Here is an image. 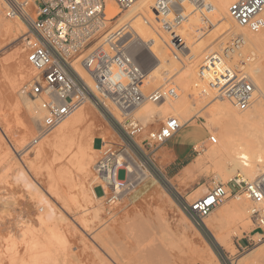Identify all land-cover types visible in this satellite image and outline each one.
<instances>
[{
	"label": "rangeland",
	"instance_id": "obj_1",
	"mask_svg": "<svg viewBox=\"0 0 264 264\" xmlns=\"http://www.w3.org/2000/svg\"><path fill=\"white\" fill-rule=\"evenodd\" d=\"M25 1L29 3L25 7L26 11L34 17V0H0V24L19 26V31L16 35L14 36L13 34L12 38L9 41L7 40L6 43L5 32L2 31L4 28L0 25V31L4 32V35L0 32V264H115L116 262L110 258L112 256L120 258L121 264H235L238 258L246 256L253 248L263 244L264 241L261 243L256 242V238L254 239L251 234V225L244 221L232 222L227 227L218 222V213H220L222 208L226 207L230 202L237 201V196L234 197L233 194L204 221L205 224L213 225L215 227L214 231L219 230L218 232L222 233L225 238V246L218 245L208 229L204 228V231L195 229L199 233L196 237L198 248L201 251H207L205 252L206 254H199L190 250L187 244L184 245L185 240L179 234L177 224L181 215L185 216L181 209L184 201L192 203L197 198L195 196H198L200 192H207L217 182L226 184L232 179L220 178L219 174L214 170V161L209 159L204 160L200 171L190 175L182 174L187 165L203 156L204 151L212 147L213 144L210 143L209 137L218 139L220 129L214 126L211 127L206 115L205 117H192L172 140L152 153L145 141L147 132L158 129L166 118L145 123L140 122L145 129L143 134L135 141L137 146L131 143L130 154L140 168L149 171L147 172L150 178L135 184L134 187L132 186L133 188L131 187L130 191L112 209H108L104 205V194L99 187L102 182L97 178L93 167L99 158L98 150L100 149L101 141H103L104 145H114L116 148H121L122 144L109 127L106 119L90 103H86V107L87 109L89 108V117L93 124L91 125L92 130L88 131L89 133L86 132L85 137L80 138V133L78 134V132H83L82 129H84L80 127L82 129L79 128L80 130L77 133H73L75 135L74 138L71 135L70 141L63 142L65 145L67 143L65 148L63 144L62 146L57 144L54 129L35 147L29 146L36 134L38 122L33 120L19 97L22 86L35 74L31 68L29 69L25 61L27 53L25 42L28 37V30L20 17L9 18L6 15L8 7L12 3H23ZM193 1L190 0L189 2L187 0L185 6L192 11L196 10L194 12L196 14L198 12L197 9L200 10L199 6L202 5H196L197 1ZM206 1L211 6L213 5L212 0ZM154 4L155 1L153 6ZM187 4L193 5V7ZM178 6L183 5L178 4ZM114 8L116 15L113 16L109 13L108 15L114 18L111 22V27L115 30L124 25L118 20L120 17L126 16L129 9L127 11H119L115 5ZM176 10L177 12L181 11L179 8ZM187 13L189 12H186L185 15L188 18L189 14ZM194 13L193 15H195ZM208 14L210 15V12ZM153 15L156 16L157 13L154 11ZM205 15L207 16V14ZM197 16L199 17L198 27H194L197 30L193 31L194 37L191 36V41L188 40L187 42L181 34L183 33L184 35L185 33L184 30L186 29L184 27L188 26L186 25L188 19L180 25L179 33L187 44L184 42L186 46L182 52L175 55L176 58L170 51L168 35L163 34L158 24L155 25L154 29L160 31L155 32H159L163 39L165 36L167 37L164 39L165 43H163L166 48L165 51H167L166 55L169 58L171 57V60L175 59L174 62L176 64L173 67L174 70L173 68L170 69L172 74L167 78L165 77L168 81L163 87L174 85L179 89L177 77L182 74L183 67L189 63L193 62L194 66L198 63V66L194 68V72L198 73L200 70L201 72L207 70L209 67H204L207 61L203 57L207 53L206 58L208 60L213 59L212 57L216 55L223 56L224 54V56H227L224 51L228 50L226 47L231 42L229 38L223 42L224 44L221 43L219 49L199 53L197 54L198 57L194 56L195 53L193 50L191 52L190 46L196 45L198 42L202 43V41L209 42L210 36L214 32L212 25L206 26L202 23L204 21H202L199 13H197ZM155 32L153 31V33ZM239 32L237 31L230 38L232 36L235 37L236 34L240 35ZM166 39L168 40L166 41ZM246 42L249 46L247 39ZM21 49H25V51ZM15 53L20 55L18 60L19 64L21 63L20 65H22V69H20L25 70V73H32L25 79H21L17 75L18 71L13 67L14 61L11 57ZM249 54H254L256 59L253 68H251L261 69L264 64L262 62L264 56H260L258 50L253 46L247 52L242 53V55L238 54V56L236 55L237 57H229L228 63H239L236 67H239L238 65L243 66L246 62H244V59ZM165 66L170 68L168 65L163 64L162 68H157V72L161 70L160 72L163 73L164 71L162 70ZM209 76L207 75V81H209ZM146 86L145 82V91L147 93L153 91L149 90V88L147 89ZM203 86L208 88L207 84ZM198 91L193 92L194 98L199 97L197 100L194 99L195 102L193 100L191 103L195 104V106L206 103L204 95L198 94ZM179 92L180 90L178 94ZM200 96L203 97L200 98ZM212 98L213 95L206 100L208 101ZM196 103L198 104L196 105ZM151 104L154 105L153 103ZM250 108L251 106L245 112L249 111ZM248 128L244 127L242 130L248 131V134L253 131L254 133H250L253 139L259 137L261 140L263 139L262 132L261 135L259 130ZM258 131L259 134H257ZM94 140H98L99 143L97 142L93 147ZM76 144L77 146L82 144L88 151L90 162L85 172L78 170L76 157L68 164L64 160L66 156L71 157L77 154ZM199 144V148L196 149ZM95 148H98V150L96 151ZM63 152H66V155ZM62 154H64V158L60 159ZM19 172L25 175L32 186L35 187L33 189L37 193L30 188L25 189L26 187L21 185V183L16 181L17 184L14 181V177ZM125 177L126 172L124 170L117 172L118 180L122 181ZM246 181L251 180L247 179ZM227 187L231 188V184H228ZM20 193L22 198L19 197ZM41 197H45L47 203L41 201L43 200ZM245 199V196L244 198L241 197V200H244L249 207L250 203ZM7 212L9 213L7 214ZM49 212H52V217L50 218L47 217ZM187 221L193 227L188 219ZM206 245L209 250L206 249ZM212 245L216 247V251L212 248ZM245 260L247 264L251 262L253 264L255 261V264H264V252H255L247 256Z\"/></svg>",
	"mask_w": 264,
	"mask_h": 264
},
{
	"label": "built area",
	"instance_id": "obj_2",
	"mask_svg": "<svg viewBox=\"0 0 264 264\" xmlns=\"http://www.w3.org/2000/svg\"><path fill=\"white\" fill-rule=\"evenodd\" d=\"M136 1L114 0V3L119 11H127ZM184 1L156 0L154 4L155 22L168 35L174 57L186 46L179 27L187 17L176 10V5ZM195 1L199 2L196 5H202L197 10L203 23L210 26L202 12L208 14L211 4L206 0ZM27 4V1L12 3L6 15L20 17L27 27L25 61L35 74L22 86L21 93L37 102L38 110L45 114L44 119L37 121L36 134L29 146L35 147L79 107L90 103L106 119L122 144L121 148H116L101 141L99 158L94 164V171L102 182L99 187L104 194V205L112 209L122 199L129 177L138 183L142 181L140 174L127 167L131 160L130 145L136 144L145 129L135 110L144 102L157 104L174 99L179 89L171 85L149 93L145 91V71L130 55L129 40L124 42L126 26L112 29L114 18L109 17L105 0H34V17L26 11ZM263 10L264 0H234L228 6L227 15L239 30L257 34L264 30ZM230 41L226 48L231 52L244 44L241 35L232 36ZM255 60L254 54H249L243 66L226 70L229 74L224 79L229 81L214 94L227 100L240 113L254 101L256 86L251 67ZM76 64L91 82V87L74 70ZM184 125L175 117H169L158 129L147 132L145 141L150 152L172 140ZM209 141L216 143L214 137H209ZM119 170L126 172L122 181L117 178ZM232 194L237 198L246 197L250 203L251 234L256 236V242L264 241V173L251 181L236 176L226 184L217 182L192 203L184 201L181 209L197 230L204 231V221Z\"/></svg>",
	"mask_w": 264,
	"mask_h": 264
},
{
	"label": "bare ground",
	"instance_id": "obj_3",
	"mask_svg": "<svg viewBox=\"0 0 264 264\" xmlns=\"http://www.w3.org/2000/svg\"><path fill=\"white\" fill-rule=\"evenodd\" d=\"M154 1H156V0H137L129 8V11H127L128 14L126 16L120 17L118 20L124 24L123 26H126L125 27L126 32H125L124 42L129 40L128 41L129 45H131L130 50H129L130 55L132 56L134 61L139 66H141L143 68V70L146 73L145 77L147 75V77L145 78V79H147V81H145V82H146L147 86H149V87L146 86V88L147 89L149 88V90H153V91L162 88L165 85V83H167L168 79L166 80V78L170 74H172V72H170V69H172L176 65L174 62L175 59L171 60L172 58L170 57L171 58L170 59L169 56L166 55L167 51H165L166 48L163 45V43H165L164 39L167 38L168 36L166 37L164 35L165 38L163 39V37H161V35H159L160 31L154 29L155 25L157 24L155 22L156 16L153 15V12L155 11L153 9L154 8V6H153ZM212 1H213V5L211 6L212 10L210 11V15L207 14V16H206L203 12H202V15L206 19V21L209 20L208 24L210 23L209 25H212L214 32L210 36L211 39H209V42L202 41V43L201 42H198L197 44L195 43L196 45H194V44L191 46L188 45L191 48L190 49L191 52L193 50V52L195 53L194 56L198 57L197 54H199V53H203L205 51L210 52V50L212 51V50L217 49V48L219 49V47H221L220 46L221 43L225 42V40L227 38L230 39V36L237 33V31H240L241 33L239 32V34L243 35L242 37L244 38V44L239 49L233 50L232 52L228 50L226 52V53H228L227 56L226 55L225 56L224 55L223 56L222 55H218V56L212 55L213 59L208 60V58H206V55H208V53L207 54L205 53L206 55H203V57L206 59L207 62L203 61V62H205V64L204 63L203 64H204V67L208 66L209 68L207 70H204L203 72H201V70L198 73L194 72L195 71L194 68H195V66H198L197 65L198 63H196L195 66H194L193 62L189 63L187 66H184L182 74L179 77H177V81L179 82V90H180L179 94H177V97H175L174 99H166L164 102L158 103L156 105L155 104L152 105L150 102H145L144 104H141L135 110V115L138 118V120L140 122H143V123L153 121V120L154 121L163 120L165 118L167 119V117L174 116L176 119H178V121L181 125L186 124L192 117H200V116L205 117V115H206L207 116L206 119L209 121L211 127L214 126V127L220 129L218 139H216L214 137L216 139V143L213 144L210 149L205 150L203 156H200L193 163L187 165L184 168V170L182 171V174L183 175H190L194 172L200 171L201 167L203 166L204 160L209 159L211 161H214V170L219 174V177L222 179L223 178H233V177L239 176L244 180H247V179L253 180L255 177L264 173V137L262 140L260 139V137L253 139L250 136V133L253 131H251L248 134V131L245 132V130H242V128L246 127V129H247V127H249L250 129L252 128L256 131L259 130L260 134L262 135V133H263L262 136H264V68H263L264 64H263V66L261 65L262 66L261 69H258L255 67L254 69L251 70V73L254 77L255 86H256V91L254 94V101H253L251 108H250L251 110L249 109V111H247L245 113H240L227 100L220 98V97H217L214 94L216 92L222 90L223 87L225 86L226 82L229 81V80L224 79L227 76V74H229V72H226V70L231 71L233 66H235V67L237 66V63L236 64L235 63L234 64L228 63V60H230L229 57L236 56V55L238 56V54L242 55V53L247 52L251 48V46L255 47L258 50V52L260 53V56L261 55L264 56V30H262L261 32H259L257 34H251L247 31L239 30L236 26H234V24L230 21V19L228 18V15H227L228 6L234 0L232 2H231V0H212ZM105 2H106L108 13L110 15H113V16L116 15L115 8H114V5H115L114 0H105ZM186 2H187V0L180 3V5H183L180 7L178 5H176V9L179 8L183 13L185 11L184 14H186V12H189V13H187V14H189V16L187 15L188 16V18H187L188 23L186 24L188 26L184 27L186 30H184V28H182L185 31L184 35H183V33H181L183 38H185V40H187V42H188V40H190L192 37H194L193 31L196 29V28L194 29V27L198 25L197 23L199 22V17L197 16L198 12H196V14L194 13L196 10L192 11L189 9V7L185 6ZM189 2H190V0H189ZM28 4H27V6H28ZM188 6H190V5H188ZM190 7H193V5ZM193 13L195 15H193ZM262 16L264 18V10L262 12ZM1 26L4 28V30H2V31L5 32V42L7 40L9 41L12 38L11 36H13V34L15 36L16 33L19 31V26H17V25L16 26L15 25H1ZM118 29H120V28H118ZM153 31L154 32L159 31V32L153 33ZM4 32L3 33L1 32V33L4 35ZM179 32H180V30H179ZM163 34H164V32H163ZM203 35H204V33H203ZM2 37H4V36H2ZM245 38L248 40L249 46H248V43L246 42ZM167 40L168 39H166V41ZM190 41H189V43H190ZM192 42H194V41H192ZM2 43H1V45H2ZM5 46H6V44H5ZM188 46H187V48H188ZM21 50L25 51V49H21ZM19 56L20 55L18 53H15L12 55L11 59L14 61L13 67L15 68V70L18 71L17 75H19V77L21 79H25L28 76L32 75V73L30 71H29L30 73H25L24 72L25 70H21L22 65H20L21 63L19 64V62H18ZM174 58H176V57H174ZM261 59H262V57H261ZM262 62L264 63V60H262ZM163 64L168 65V67H170V68H166L167 66H165V68H163V70H162V71H164L163 73L160 72L161 70L159 72H157V68H159V69H160V67L162 68ZM201 64H202V62H201ZM238 66L241 67L240 65H238ZM29 69H30V67H29ZM74 70L86 82V84L91 87V82L89 81V79L87 78V76L85 75V73L83 72V70L81 69V67L78 64H76L74 66ZM173 70H174V68H173ZM207 75H210L209 81H207ZM230 78H231V76H230ZM204 84H207L208 88L204 87L203 86ZM215 84H218V87H214ZM177 85H178V83H177ZM199 87H200V89H199ZM149 90H148V92H149ZM197 90H199L197 92L198 94L204 95V101L206 102L204 105L195 106V104H191L194 99L197 100L199 98V97L198 98L193 97V92H195ZM211 95H213V98L207 101L206 99L208 97H210ZM19 97H20L21 102L23 103L24 108L32 116L33 120L41 121V119H44L45 114L38 110L37 102L33 101L32 99H30L28 97L23 96L22 93H19ZM195 97H197V96H195ZM202 97L203 96H200V98H202ZM194 102H195V100H194ZM254 103H255V105H253ZM197 104L198 103H196V105ZM154 107L156 108V110ZM88 110H89V108L87 109L86 104L82 105L70 117H68L65 121H63L60 125H58V127L55 128V136H56L58 145L62 146L63 142L70 141L71 135L74 138L75 135H73V133H77L82 128H84V129H82L83 132H78V134L80 133V138L85 137V133L86 132L89 133L92 130L91 125L93 124V122L91 123V120H90L91 118L89 117L90 115H89ZM80 127H82V128H80ZM259 131H258V133L257 132H255V133L259 134ZM257 134L256 135L254 134V135L258 136ZM77 144H78V142H77ZM77 144H76V146H77ZM66 145H67V143H66ZM66 145L63 144L64 147ZM199 146H200V144L196 146V149H198ZM76 150H77L76 155L71 156V157L66 156L65 158H64V154L66 152H63L64 154H62L60 159L64 158V160L67 161L66 164H68V163H71L73 161V159L76 157L77 162H78V170L80 172H85L88 169V165L90 162L88 151L84 148V146L82 144L78 145ZM130 158H131V160H130L129 164L127 165L128 169L130 171H136L138 174H140L142 181L149 179L150 176H149L148 172L146 170H143V169H140V171H139V169H137V167H139V166H137L135 164L134 158L131 155H130ZM93 169H94V167H93ZM14 178H15L14 181L21 183V185L26 187V188L24 187L25 189L30 188V189L35 191V189H33L34 186H32L31 182H29V180L25 177V175L22 172H19ZM97 178L100 179L99 177H97ZM137 183L138 182H135V180L132 177H129L127 182H125V188L126 189H125V193L123 194V196L126 193H128L130 191L131 187L132 186L134 187L135 184H137ZM31 192H29V193H31ZM15 193H16V191H15ZM205 193L206 192H200V194L198 196L201 197ZM21 195L22 194L20 193L19 197H21ZM93 195H94V193H93ZM198 196H195V197L198 198ZM241 197L244 198V196H241ZM241 197L238 198L237 201H235V202H230V204H228L226 207L224 206L225 208L223 207L221 211L219 210L220 213H218L219 215L217 217V220L220 224H223L225 227H227L232 222H243L244 221V222L248 223L249 225H251L250 221L248 220V208L249 207L244 200H241ZM41 199H43L41 201H43L44 203H47L45 197L44 198L41 197ZM14 202H17V201H14ZM39 203H41V202L39 201ZM168 204H169V202H168ZM9 212H7V214ZM47 217L48 218L52 217V212L51 213L49 212ZM47 217H46V219H47ZM22 219H23V217H22ZM6 221H7V219H6ZM18 221H19V219H18ZM204 224H205V222H204ZM21 225H22V222H21ZM205 226L208 229V231L211 233L215 242L222 247L225 246V238L223 237L222 233H219L218 232L219 230L214 231L215 227L213 225H209L207 223V224H205ZM193 227L190 226V223L187 221V218H185V216L181 215V217L179 219V223L177 224V229L179 231L181 238H183V240H185L184 245L187 244V246L190 250H193L199 254H206L205 252H207V251H201L198 248L196 237L199 235V233L197 232V230H195L196 228H193ZM255 237L256 236H254L253 238L255 239ZM92 249H93V247H92ZM206 249L209 250V247L207 245H206ZM259 251L264 252V243L253 248L251 251H249L247 253L246 256H244L242 258H238L235 261V264H247L246 260H245L246 257L252 255L255 252H259ZM1 253H2V251H1ZM95 253L97 254V252H95ZM98 253H99V251H98ZM9 255H11V254H9ZM110 258L113 259L112 261L116 262L117 264H121L120 258L118 259V258L113 257V256ZM107 259H109V258H107ZM4 262H6V261H4ZM12 262H13V260H12ZM14 263H16V262H14ZM108 263H110V262H108ZM251 263H249V264H251ZM255 263H256V261H255ZM255 263L253 262V264H255Z\"/></svg>",
	"mask_w": 264,
	"mask_h": 264
},
{
	"label": "crops",
	"instance_id": "obj_4",
	"mask_svg": "<svg viewBox=\"0 0 264 264\" xmlns=\"http://www.w3.org/2000/svg\"><path fill=\"white\" fill-rule=\"evenodd\" d=\"M97 142L99 143V141H98V140H94V141H93V147L96 145V143H97ZM95 150L97 151V150H98V148H95Z\"/></svg>",
	"mask_w": 264,
	"mask_h": 264
},
{
	"label": "trees",
	"instance_id": "obj_5",
	"mask_svg": "<svg viewBox=\"0 0 264 264\" xmlns=\"http://www.w3.org/2000/svg\"><path fill=\"white\" fill-rule=\"evenodd\" d=\"M212 248L216 251V247L214 245H212Z\"/></svg>",
	"mask_w": 264,
	"mask_h": 264
}]
</instances>
